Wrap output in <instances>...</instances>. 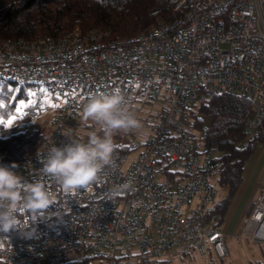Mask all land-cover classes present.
Here are the masks:
<instances>
[{
  "label": "built area",
  "instance_id": "2783aa9c",
  "mask_svg": "<svg viewBox=\"0 0 264 264\" xmlns=\"http://www.w3.org/2000/svg\"><path fill=\"white\" fill-rule=\"evenodd\" d=\"M5 81L25 86L22 117L33 120L43 140L28 157L0 163L15 165L22 185L43 182L54 215L34 221L19 210L18 229L0 233V264H163L207 247L225 258L240 251L236 243H264V190L242 234L229 235L212 213L221 199L218 149L208 141L209 117L199 112L214 96H244L252 109L241 143L258 136L264 0H172L167 18L131 37L102 27L0 37ZM114 89L148 132L139 142L128 138L139 132L114 139L112 165L88 188L65 192L41 172L44 154L53 144L86 142L84 104ZM19 129L0 124V137Z\"/></svg>",
  "mask_w": 264,
  "mask_h": 264
},
{
  "label": "trees",
  "instance_id": "16d2710c",
  "mask_svg": "<svg viewBox=\"0 0 264 264\" xmlns=\"http://www.w3.org/2000/svg\"><path fill=\"white\" fill-rule=\"evenodd\" d=\"M171 6L172 0H0V37H59L76 27L83 30L102 27L111 30L115 36L131 37L158 25L169 16ZM155 10L159 12L154 14ZM22 101H27L25 86L12 81L0 83V118L15 113ZM251 109L250 100L236 95L214 96L199 108L202 115L209 117L208 141L218 149L221 199L212 208L218 224L224 223L244 180L246 167L258 145L264 141L263 120L258 136L241 143L243 123ZM42 140L43 135L37 129L29 128L0 137V160L26 158L40 146ZM257 247L260 256L250 259L249 264H264V243L257 244ZM207 248V264H219L211 253L214 248ZM188 256L179 258L186 259ZM226 258L220 259L223 261Z\"/></svg>",
  "mask_w": 264,
  "mask_h": 264
},
{
  "label": "clouds",
  "instance_id": "9594fccd",
  "mask_svg": "<svg viewBox=\"0 0 264 264\" xmlns=\"http://www.w3.org/2000/svg\"><path fill=\"white\" fill-rule=\"evenodd\" d=\"M84 121L99 125L86 142L70 140L63 146H51L43 157L41 172L52 177L65 192L88 188L99 179L100 173L113 163L114 137L117 134H136L141 122L127 107L119 89L91 95L82 109ZM16 166L0 163V233L18 229L19 210L41 221L54 204L51 192L43 182L22 185ZM127 188L129 185L120 186Z\"/></svg>",
  "mask_w": 264,
  "mask_h": 264
},
{
  "label": "rangeland",
  "instance_id": "374dc122",
  "mask_svg": "<svg viewBox=\"0 0 264 264\" xmlns=\"http://www.w3.org/2000/svg\"><path fill=\"white\" fill-rule=\"evenodd\" d=\"M21 104H23V107H21ZM21 104L17 106V108H21L20 112L16 111L15 113L11 114L8 117H1L0 120L4 121L7 127L16 126V127H19L20 129L29 128L33 130L34 126L36 125L33 122V120H31L30 118L22 117L23 114L25 113V107L27 105V102L22 101ZM8 120L13 121L11 125L7 124ZM86 123H90L91 129L86 130L85 141H87L88 136L91 132L95 131L98 133L100 131L99 125L94 124L92 121H87ZM147 132H148L147 129L142 127L139 132V133H143L142 135L137 134L136 136H132L128 138L130 142H139L146 135ZM121 138H127V135L117 134L114 137V139H119V140ZM259 149L262 150V153H261V156H263L262 164H264V141L258 145L257 151ZM136 154H137V150H134L133 152L128 153L129 155L128 161L133 160ZM258 179H261V182L263 183L262 186H260V189H262L264 187V168L262 169L261 174L258 176ZM241 186L239 190L237 191L234 201L230 207L229 215L228 217L227 216L225 217V221L223 225L221 226L222 229H224L229 235L233 233L242 234V231H243L242 227L249 217L248 211L252 203L256 200V197H257V191L255 192L254 182H251V186H249L248 188L244 190H242ZM239 246L241 249L239 252L237 249L236 256L229 255L223 261L218 257L214 249H211V253L219 264H249L250 259L256 257L253 254V249L257 248V245H253L249 243L247 240H245L241 243V245L237 246V243H236V248H238ZM233 247H235L234 242H233ZM208 253H209L208 248H206L204 249V251L198 250L194 254V256L190 255L186 257V259H180L177 257L171 261H166L163 264H207L208 259H209Z\"/></svg>",
  "mask_w": 264,
  "mask_h": 264
},
{
  "label": "crops",
  "instance_id": "0c3cea01",
  "mask_svg": "<svg viewBox=\"0 0 264 264\" xmlns=\"http://www.w3.org/2000/svg\"><path fill=\"white\" fill-rule=\"evenodd\" d=\"M261 153H262V150H260V149L258 151L256 149V151L254 152L253 156L251 157V160L249 161V163L246 167V170L244 173V180H243L242 186H241L242 190H244V189L248 188L249 186H251V182H254L255 192L257 191V195L262 190H264V187L262 189H260V186H262L263 183L261 182V179H258V176L261 174V171L264 168V164H262L263 156H261ZM260 156H261V158H260ZM229 210H230V208H229ZM229 210H228V213L226 215L227 217H228L229 212H230ZM253 254H254V256H257V257L260 256V250L258 249V247L253 250ZM237 257H238V255H237Z\"/></svg>",
  "mask_w": 264,
  "mask_h": 264
},
{
  "label": "snow or ice",
  "instance_id": "6c2138e0",
  "mask_svg": "<svg viewBox=\"0 0 264 264\" xmlns=\"http://www.w3.org/2000/svg\"><path fill=\"white\" fill-rule=\"evenodd\" d=\"M21 107H23V104H21ZM16 111L17 112H20L21 111V108H17ZM12 122H13L12 120H8L7 121V124L11 125ZM3 123H4V121L0 120V124H3Z\"/></svg>",
  "mask_w": 264,
  "mask_h": 264
}]
</instances>
